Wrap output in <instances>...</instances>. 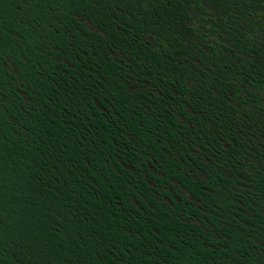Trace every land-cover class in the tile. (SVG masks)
<instances>
[{
    "label": "trees",
    "instance_id": "1",
    "mask_svg": "<svg viewBox=\"0 0 264 264\" xmlns=\"http://www.w3.org/2000/svg\"><path fill=\"white\" fill-rule=\"evenodd\" d=\"M6 11L0 264H264V0Z\"/></svg>",
    "mask_w": 264,
    "mask_h": 264
},
{
    "label": "flooded vegetation",
    "instance_id": "2",
    "mask_svg": "<svg viewBox=\"0 0 264 264\" xmlns=\"http://www.w3.org/2000/svg\"><path fill=\"white\" fill-rule=\"evenodd\" d=\"M24 7L28 10L30 9V0H0V12L2 13L3 8L7 10V16H9L8 18L13 23L12 29H5V33L14 38L22 49L28 46L25 44V41L30 39V19H24L23 17L16 19L12 18L11 15L13 12H19ZM3 24V20H0V29L3 27ZM18 54L21 57L22 53L20 51ZM2 64L3 68L6 69L7 72L11 74L16 73L15 68L10 62H8V66L4 63ZM258 250L260 251V249Z\"/></svg>",
    "mask_w": 264,
    "mask_h": 264
}]
</instances>
